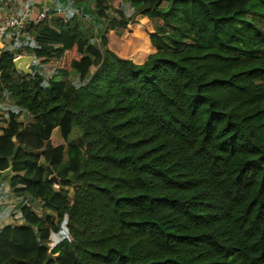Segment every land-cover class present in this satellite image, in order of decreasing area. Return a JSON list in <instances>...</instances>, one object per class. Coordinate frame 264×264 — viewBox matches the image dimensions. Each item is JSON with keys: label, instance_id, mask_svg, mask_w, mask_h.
Instances as JSON below:
<instances>
[{"label": "trees", "instance_id": "trees-1", "mask_svg": "<svg viewBox=\"0 0 264 264\" xmlns=\"http://www.w3.org/2000/svg\"><path fill=\"white\" fill-rule=\"evenodd\" d=\"M63 1L0 71V264H264V0ZM134 15L139 63L106 36Z\"/></svg>", "mask_w": 264, "mask_h": 264}, {"label": "rangeland", "instance_id": "rangeland-1", "mask_svg": "<svg viewBox=\"0 0 264 264\" xmlns=\"http://www.w3.org/2000/svg\"><path fill=\"white\" fill-rule=\"evenodd\" d=\"M116 4L117 2L115 1L114 5ZM89 6L92 8L93 3L90 2ZM255 23L264 29V18L256 19ZM128 26H130L131 30L128 32H125L123 36L122 34L108 31L106 33V36L108 38V44L111 43L112 46L113 44H116V51L118 53H121L123 56L131 57L135 62L139 63L143 60V58L146 57L147 54H149L152 51L149 39H147L144 31L146 32L152 31L153 23L151 20H149L146 17H140L139 15H134L131 19V22L128 24ZM16 32L20 33L21 30L16 31ZM16 32L15 30H10L9 33L11 37H8L9 33L7 32V34L4 36L0 44V71L5 70L6 72L11 73V74H13L14 72L12 68V56H11V49L13 48L14 43L10 42V39H12V35L15 34ZM4 43L6 46L7 55L5 57H1V54L4 51L3 49ZM72 51L73 49H71V51L63 52L60 55L59 60L56 61L57 62L56 65L68 69L67 77L70 79L76 78L75 72L69 69L70 61L72 60L74 56H76V54H74V52ZM51 64H53V62ZM43 70L45 71L46 75H48L52 71V69H46V70L43 69ZM14 82H15V77H14ZM15 87H16L15 84L12 85V87H10L11 91L8 95V98L6 97V99L2 95L3 92H0V107L2 105H7V104L10 105L15 100L16 98L15 96L16 88ZM53 136L57 137L56 132H54ZM10 191H11L10 189H6L5 192H10ZM3 194L4 192L1 191L0 192L1 200H2ZM5 194H9V193H5ZM15 203L17 202L15 201ZM4 206H5V202L4 203L0 202V208H3L4 210ZM34 208L37 212H39L38 205H35ZM17 217H18V213L15 214V218ZM57 240H58V234L57 235L52 234L51 243L53 244Z\"/></svg>", "mask_w": 264, "mask_h": 264}, {"label": "crops", "instance_id": "crops-1", "mask_svg": "<svg viewBox=\"0 0 264 264\" xmlns=\"http://www.w3.org/2000/svg\"><path fill=\"white\" fill-rule=\"evenodd\" d=\"M65 3H66V1H63V0H0V19H3L4 17L12 15V14L20 15L28 9V20H27V24L25 26V28H26L29 25H33L34 23L39 22L37 20V16L41 12L47 11V10H54V9L55 10L57 9V11H60L61 10L60 5L61 4L65 5ZM144 32H145V35L148 39L147 32L146 31H144ZM124 34L125 33H123L122 36ZM16 35L17 36H15V46L18 45L21 38L27 40L26 38L29 37L27 33H23V32L22 33L21 32L16 33ZM8 36L11 37L10 34H8ZM12 39H10V41ZM67 51H71V50H67ZM72 52H74V54H76V56H74L73 58L77 57L76 51L73 50ZM8 177L9 176L3 177V179L1 180L0 185L2 187L0 189V192L2 191L5 193L6 189H9L8 181H7ZM1 219L2 218H0V220Z\"/></svg>", "mask_w": 264, "mask_h": 264}, {"label": "built area", "instance_id": "built-area-1", "mask_svg": "<svg viewBox=\"0 0 264 264\" xmlns=\"http://www.w3.org/2000/svg\"><path fill=\"white\" fill-rule=\"evenodd\" d=\"M45 15H46V11L41 12L37 16V20L38 21L43 20ZM27 20H28V9L20 15L12 14V15L4 17L3 19H0V44L4 36L7 34V32L9 33L10 30H15L16 32V31H20L24 29L27 24ZM0 202L2 203L5 202L4 208L6 209H9L12 204L10 203V200L3 199V198L2 200L0 199ZM0 209H3V208H0Z\"/></svg>", "mask_w": 264, "mask_h": 264}, {"label": "water", "instance_id": "water-1", "mask_svg": "<svg viewBox=\"0 0 264 264\" xmlns=\"http://www.w3.org/2000/svg\"><path fill=\"white\" fill-rule=\"evenodd\" d=\"M32 62H33V55H31V54L19 55V56H16L15 58H13V60H12L14 70L23 72L24 75L31 73L30 66H31ZM0 175L3 177H7V176L10 177L12 175L11 165L6 170L0 171ZM49 179L51 182H53L55 187H58V179H57V176L55 173L51 174ZM69 194H70V196L72 195V189H70ZM51 253H52V249H49V255Z\"/></svg>", "mask_w": 264, "mask_h": 264}]
</instances>
